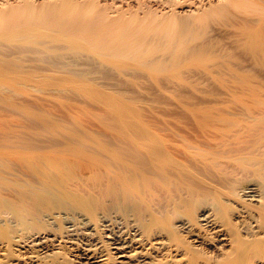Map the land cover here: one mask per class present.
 <instances>
[{
	"label": "rangeland",
	"instance_id": "374dc122",
	"mask_svg": "<svg viewBox=\"0 0 264 264\" xmlns=\"http://www.w3.org/2000/svg\"><path fill=\"white\" fill-rule=\"evenodd\" d=\"M92 1L111 17H133L139 23L136 39L127 42L128 36H123L92 47L79 31L80 22L68 14L69 6ZM156 1L0 0V11L7 16L0 22V190L13 183L11 176H169L185 161L186 166L193 162L189 151L214 149L219 134L228 132V117H237L238 124L247 119L238 114L243 112L240 100L248 101L250 94V101L257 98L249 91L251 85L257 87L255 78L247 88L227 70V80L225 69L216 71L214 59L221 47H229V55L232 25L243 26L253 10L241 16L248 10L240 9L239 14V7L228 3L233 9H225L227 18L221 17L230 26L213 15L205 22L192 21L195 14L184 0L183 5L176 0V6L175 0ZM210 1L201 12L213 7ZM165 2L177 9H168ZM259 94L262 98L264 93ZM156 156L163 163L155 167ZM129 161L135 163L133 170ZM191 164L189 168L195 165ZM195 167L202 170L201 165ZM227 184L232 192L238 185L234 180Z\"/></svg>",
	"mask_w": 264,
	"mask_h": 264
},
{
	"label": "bare ground",
	"instance_id": "6f19581e",
	"mask_svg": "<svg viewBox=\"0 0 264 264\" xmlns=\"http://www.w3.org/2000/svg\"><path fill=\"white\" fill-rule=\"evenodd\" d=\"M184 1L195 15L184 14L200 23L212 15L223 17L235 6L239 7L238 11L235 8L239 14L240 9L243 13L248 10L241 16L251 9L253 16L256 12L261 16L264 11V0H222L233 5L228 4L227 8L225 3L218 6L221 0L219 4L214 0L218 5L213 1V7L203 12L204 3L210 0H188V5ZM166 2L167 7L170 2ZM68 9L72 19L80 22L79 31L92 47L123 36H128L127 42L136 39L139 23L128 14L111 17L95 1ZM225 9L228 12L223 14ZM257 13L258 18L250 14L252 19H242L244 27L235 21L239 28L234 24V29L227 28L232 50L228 55L229 47L224 51L225 47H219L225 43L217 44L219 50L214 59L216 71L222 73L225 69L226 74L228 70L247 88L254 78L257 87H264V14L260 18ZM239 14L236 16L241 21ZM218 17L220 22L227 18ZM5 19L7 16L1 12L0 22ZM224 22L221 23H228ZM229 75L227 80H231ZM234 81L226 84L234 85ZM257 87L249 91L259 98L264 88ZM251 95L247 96L248 101L243 102V98L239 103L244 113L239 110L238 114L243 115L241 120L244 115L247 119H239L238 124L237 117H228L230 122L226 120V124L231 129L226 125L228 132L221 131L225 134H219L220 141L216 138L214 151H187L190 157L193 154L194 164V160L200 162L192 166L197 169L201 165L200 172L189 168L193 162L186 166L185 161L187 164H180L169 176H140L137 168V173H133L137 176H11L13 183L0 190V264H264V103L255 97L253 101L257 99L260 105L250 101ZM232 107L229 109L234 112L237 106ZM187 152L184 150L185 155ZM156 158H152L155 167L156 163H163ZM132 163L129 168L135 165ZM207 168L213 169L214 174L208 175ZM230 180L242 183L235 185L232 192L227 186Z\"/></svg>",
	"mask_w": 264,
	"mask_h": 264
}]
</instances>
